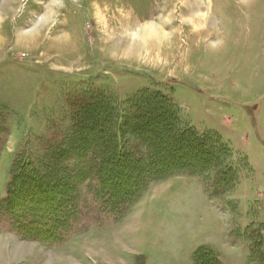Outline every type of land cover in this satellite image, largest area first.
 I'll return each instance as SVG.
<instances>
[{
    "label": "rangeland",
    "instance_id": "374dc122",
    "mask_svg": "<svg viewBox=\"0 0 264 264\" xmlns=\"http://www.w3.org/2000/svg\"><path fill=\"white\" fill-rule=\"evenodd\" d=\"M142 91L162 93L182 126L217 137L221 160L186 168L209 154L183 137L152 160L179 170L147 182L116 216L80 181L78 216L60 241L27 239L0 211V264H262L253 244L264 235V0H0V205L11 180H24L14 203L58 207L43 189L65 182L54 158L71 136H100L108 113L91 111L95 96L127 113V127L146 113ZM167 124L123 131L121 146L142 160L110 163L118 187L147 164L146 137L170 144ZM33 171L43 189L28 201Z\"/></svg>",
    "mask_w": 264,
    "mask_h": 264
},
{
    "label": "trees",
    "instance_id": "16d2710c",
    "mask_svg": "<svg viewBox=\"0 0 264 264\" xmlns=\"http://www.w3.org/2000/svg\"><path fill=\"white\" fill-rule=\"evenodd\" d=\"M142 94V100L139 101L137 105L140 104V109L144 106L146 113L141 110V112L137 113L134 117L135 120L137 119L138 123H131L128 121V124L131 123V125H127V127H123L121 124L124 119L127 120V113L119 112L116 104L111 101H107L101 95L95 96L96 101L93 102L94 107L91 111L97 117H100L99 119H101L103 113H106L107 111L108 114L106 115L105 123L99 128L100 136L98 138H96L95 134L94 136L89 137L85 135L80 136L75 133L69 138V147L67 149L62 148L57 152L59 153L58 155H54L55 158H53L55 160V167L60 169L59 172L57 171L55 173V175H57L55 178H65V182L62 183V185L59 184L58 187L53 189V191H49L46 188H41L39 183L34 181L36 178H33V175L37 173L36 171L26 174L28 178H32V181H27V188L29 189L30 196L28 201H31V199L35 197V193L31 194V192L38 190L39 188L43 189L45 194L49 192L51 197L53 195L52 193L56 191V195L53 197V202L59 203L60 205L52 211L50 210L47 213L45 211L41 212L40 209L35 211V208L38 207L37 205H42L44 203L43 199H35L33 200L34 203L29 205H26V203L19 205L16 204V202L14 203V200L18 197L15 192L21 190L24 184L22 181L24 180H17L14 183L13 180H11L8 197L5 202L0 205V211L9 216L11 225L19 235L27 239L38 241L62 240L65 237L66 228L72 227V221L77 219V207L80 201V189L77 187V183L85 179H89L91 182L90 191L93 198L99 202L98 210L101 213H106L110 216L121 214V209L124 208L123 206L132 202L147 182L151 180H158L166 175H170L174 171L179 170L178 167L180 164L165 165L161 163L154 166V164H152V160L160 157L165 150H175L180 146L183 147L182 143L177 142L183 137L185 143L194 144L195 148L196 145L203 144L201 148L197 147L195 149L194 146L192 147L193 149L198 150L200 154H209L207 158L200 160L197 165L184 164L186 168H190L192 170V168L195 167V169H199L205 165L217 164V162L221 160L220 155L224 153V146L219 139H217V137L211 136V133L198 134L194 129L182 126L181 122L179 123V117L172 114L174 113L172 103L162 93L158 91H142ZM85 105L86 104L82 105L80 109L83 110ZM85 116L87 117V115ZM158 117L166 118L168 120L166 128L170 133H172L170 135V144L152 145V138L146 137L148 139L145 141L146 143H144L143 146H146L144 152L147 164L144 163V167L136 172L133 177L135 180L131 187H118V184L121 183V178L117 175H113L112 171H108L110 163L113 160L121 159V157L124 156L127 164L130 167H135L136 165L134 164L142 160V151L140 152L139 149H135L133 152H129V150H124L121 146L123 143V131L125 129V131L131 130L133 131H130L131 134L140 136L139 134H141V132L145 129L148 122L151 119ZM82 119L84 120L85 118ZM82 119L79 126L82 124ZM102 137L105 139L108 137L110 142H99V139L103 140ZM134 157H136L135 162H133ZM70 160L80 162L81 164L76 165L75 168H72V170H67V168H64V165ZM24 163H27V166H31L32 164L28 161H24ZM139 165H141V163L137 164V166ZM49 167L52 166L49 165ZM48 170L49 169L47 168V172H49ZM66 173H70L71 175L68 176ZM67 180L69 182L72 181V184L68 185ZM21 228H24L28 232H22ZM258 242L259 244L264 245V235H261L260 237L257 236V239L253 244L254 254L256 257H259L258 259H260L262 264H264V246L262 247L257 245Z\"/></svg>",
    "mask_w": 264,
    "mask_h": 264
}]
</instances>
